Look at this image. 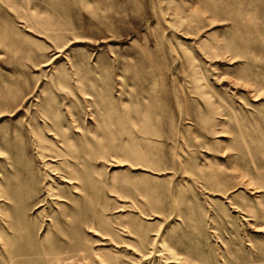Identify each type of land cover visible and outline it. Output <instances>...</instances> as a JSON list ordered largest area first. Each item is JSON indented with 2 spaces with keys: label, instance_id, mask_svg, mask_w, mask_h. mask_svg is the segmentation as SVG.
Returning <instances> with one entry per match:
<instances>
[{
  "label": "rangeland",
  "instance_id": "rangeland-1",
  "mask_svg": "<svg viewBox=\"0 0 264 264\" xmlns=\"http://www.w3.org/2000/svg\"><path fill=\"white\" fill-rule=\"evenodd\" d=\"M0 264H264V0H0Z\"/></svg>",
  "mask_w": 264,
  "mask_h": 264
}]
</instances>
